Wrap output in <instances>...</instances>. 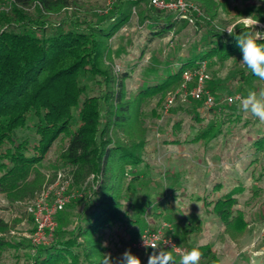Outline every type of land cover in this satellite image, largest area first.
<instances>
[{"label": "trees", "instance_id": "obj_1", "mask_svg": "<svg viewBox=\"0 0 264 264\" xmlns=\"http://www.w3.org/2000/svg\"><path fill=\"white\" fill-rule=\"evenodd\" d=\"M193 1L202 6L207 17L195 20V25L203 29L199 40L174 69L143 80L132 100L126 98L124 81L128 74L114 78L103 66L107 41L127 24L133 8L138 10L140 21H147L154 29L149 40L182 30L187 21L153 9L148 0H116L111 13L94 22L69 16L54 23L51 16L71 7V0H10L9 12H0V194L9 201L32 196L42 182L38 166L61 136L67 138V145L59 155L60 162L73 169L74 184L92 176V184L97 185L92 198L83 201L65 243L38 246L30 264H101L106 251L105 230H114L119 224L126 235L130 227L141 225L139 218L131 219L121 210L119 185L125 166L135 168L142 163L139 151L144 143L127 147L110 134L130 128L135 122V104L156 95L162 97L180 86L183 72L200 60L224 62L233 58L229 80L238 84L259 80L246 67L236 69L243 58L236 39L219 33L212 25L217 15L216 1ZM242 26L235 29L236 35ZM194 119L199 120L197 114ZM219 131L211 125L187 141L211 140ZM251 146L254 153L264 151V132ZM137 181L138 175L130 180L133 184ZM241 192L237 186L213 200L204 196L202 203L211 207L207 211L225 227L243 230L246 222L234 209L235 195ZM153 214L162 215L157 210ZM172 225L191 235L202 231L194 213L182 214ZM6 227L0 222V233L6 232ZM21 246L0 237V254ZM184 246L187 251L194 248ZM195 248L203 254L199 264H218L209 245Z\"/></svg>", "mask_w": 264, "mask_h": 264}, {"label": "rangeland", "instance_id": "obj_2", "mask_svg": "<svg viewBox=\"0 0 264 264\" xmlns=\"http://www.w3.org/2000/svg\"><path fill=\"white\" fill-rule=\"evenodd\" d=\"M71 1V7L51 16L54 23L69 16L78 18L80 22L101 20L116 4V0ZM188 1L201 10L200 17L207 19L201 5ZM215 1L217 15L212 25L216 30L218 26L242 25V17L255 15L260 21L255 30L264 32V1ZM107 2H110V8L106 7ZM9 4L10 0H0V12H9ZM151 31H154L151 25L147 21L141 22L138 10L133 8L127 24L107 41L103 66L114 78L124 72L128 74L124 81L128 100L133 99L143 80L151 79L168 68L174 69L182 55L185 57L189 47L199 40L203 29L189 24L180 31L149 40L153 37ZM225 33L228 34L227 31ZM232 61L233 58L224 62L216 59L206 61L210 80L205 87L216 106L209 108L201 101L191 100L181 104L176 100L164 112L166 95L175 91L174 88L162 97L156 95L139 101L134 105L135 122L130 128L110 133L114 140L127 147L139 141L144 143L139 151L142 163L135 168L125 166L119 185L121 210L131 219L139 218L141 225L130 227L126 235L119 224L114 230H105L103 245L107 246L103 255L110 254L112 264H116L126 250L138 256L142 264H147L152 252L135 250L132 244L144 228H157L162 223L172 226V238L178 246L209 245L217 255L218 264H264V238L260 236L264 222V151L254 153L251 149L254 139L264 132V122L242 111L238 102H223L228 96H242L250 89L258 90L264 87V83L258 79L245 84L229 80L233 71ZM238 68L245 69L242 65ZM195 114L198 121L194 119ZM211 125L213 130H220L215 138L198 143L187 141ZM172 139L179 143H164ZM66 145L64 136L53 143L38 166L42 182L32 196L9 201L0 194V222L7 225L6 232L0 233V237L22 244L17 250H2L0 264H30L38 246L30 239L34 227L25 212V204L43 187L52 184L58 173L69 181L68 193L73 197L57 213L56 228L49 243L59 246L65 243L76 216L83 209V201L92 198V190L97 185L91 184V177L74 184L73 169L60 162L59 155ZM135 175H138V181L133 184L130 180ZM237 186L242 192L235 195L237 204L234 209L246 222L243 230L225 227L208 212L211 207L206 208L202 203L204 196L213 200ZM154 210L162 215L156 217ZM186 213L197 215L202 225L200 234L191 235L174 229L172 222ZM78 241L81 242L80 239Z\"/></svg>", "mask_w": 264, "mask_h": 264}, {"label": "built area", "instance_id": "obj_3", "mask_svg": "<svg viewBox=\"0 0 264 264\" xmlns=\"http://www.w3.org/2000/svg\"><path fill=\"white\" fill-rule=\"evenodd\" d=\"M148 3L153 9L170 12L179 19L187 21L188 25H195L196 18L202 16L201 10L188 0H148ZM106 7L110 8V2L106 3ZM209 80L207 62L197 61L193 68L183 72L180 86L175 91L167 93L164 112H167L176 100L181 104L191 100L201 101L209 108L216 106L213 96L205 87ZM239 96V94L228 96L223 99V102L225 104L237 103L238 100L235 98ZM230 97L233 100H229ZM90 177L92 184L93 177ZM68 187L69 181L64 179L63 174L58 173L52 184L43 187L32 200L25 204V212L31 218L34 227L30 236L32 244L39 246L50 242L56 228L55 215L62 211L73 197L68 193ZM260 236L264 238V222H262ZM153 244L171 252L178 258L187 251L185 247L175 243L172 238V226L168 223H162L157 228H144L132 247L138 251H153L150 247Z\"/></svg>", "mask_w": 264, "mask_h": 264}, {"label": "clouds", "instance_id": "obj_4", "mask_svg": "<svg viewBox=\"0 0 264 264\" xmlns=\"http://www.w3.org/2000/svg\"><path fill=\"white\" fill-rule=\"evenodd\" d=\"M242 29L239 35L235 34L237 25H229L227 27L218 26L217 31L224 33L227 31L229 36H233L237 41V46L242 52V60L240 64L246 67L253 76L264 81V43L258 41L264 40V32L255 30L260 25L259 18L255 15L242 17ZM238 107L253 117L264 122V87L258 90H248L246 95L236 97ZM233 100V98H229ZM146 245V244H145ZM105 246H107L105 244ZM149 246V245H146ZM153 249L148 256L147 264H199L202 252L198 248H192L190 251L184 252L177 261L171 252L161 249L159 246L150 245ZM101 264H112L110 254L103 256ZM116 264H142L141 259L134 255L130 250H126L118 259Z\"/></svg>", "mask_w": 264, "mask_h": 264}]
</instances>
